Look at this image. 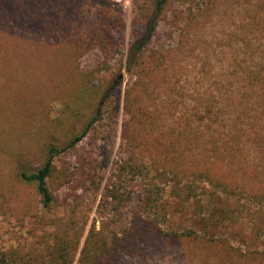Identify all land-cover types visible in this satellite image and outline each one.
<instances>
[{"label":"trees","instance_id":"16d2710c","mask_svg":"<svg viewBox=\"0 0 264 264\" xmlns=\"http://www.w3.org/2000/svg\"><path fill=\"white\" fill-rule=\"evenodd\" d=\"M29 1L16 0L14 4L19 3V7L12 8L7 3L9 0H0V7L5 17L15 23L17 17L24 19L28 15ZM175 1L151 0L150 13L144 16L141 31L134 32L129 44L127 72L135 80L124 94L126 122L122 138L126 157L116 165L102 196L101 220L93 221L81 249V228L78 230L77 223L63 220L51 233L43 222L42 238L46 241L43 252L34 248L22 256L16 251H0V264H113L123 252L148 246L154 240L202 245L208 260L264 264V250L244 252L219 232L239 220L243 196L264 205V16L237 24L239 31L234 30L230 35L229 49L215 37L217 47H221L215 53L214 42L203 33L205 22L185 18L183 10L178 9L173 24L183 25L181 40L171 46L150 48L160 30L161 16ZM260 5L264 6V0ZM107 13L100 22V32L96 28L92 30L91 42L102 52L106 49L103 54L110 57L116 20ZM31 18L40 20L36 14ZM121 27H125L123 20L115 28L121 31ZM201 28L202 32L197 34ZM0 33L3 35L4 30ZM193 42L202 43L205 76L213 77L215 91L220 95L206 88L198 104L192 106L198 111L183 116L178 114L180 102L175 96L180 93L170 86V72L175 69L179 55ZM5 47L0 41V55ZM0 60L5 58L0 56ZM50 66L54 69L53 62ZM72 69L67 65L57 66L56 72L62 78L71 72L78 79L84 77L82 71ZM0 72V87L5 88L12 74L6 67L5 70L0 67ZM118 77L107 86L93 84L92 92L97 97L95 108L74 110L66 101L71 113L81 117L83 129L76 130L66 142L45 146V159L40 166L16 164L17 178L35 187L44 210L55 207L56 197L49 185L56 172L55 158L77 146L95 128L103 107L113 101L121 85L122 79ZM77 83L76 102L89 90L83 81ZM22 103L21 110H30L28 101ZM116 103L119 107V97ZM138 178L149 179L142 203L147 214H134L127 226L111 228L122 208L132 201L133 192L128 188ZM166 186L181 199L178 205L192 203L193 216L185 228L161 227L160 219L165 220L169 213L164 210L160 192V187Z\"/></svg>","mask_w":264,"mask_h":264},{"label":"rangeland","instance_id":"374dc122","mask_svg":"<svg viewBox=\"0 0 264 264\" xmlns=\"http://www.w3.org/2000/svg\"><path fill=\"white\" fill-rule=\"evenodd\" d=\"M150 1L31 0L28 15L24 19L17 17L15 23L10 17H5L0 7V30H4L3 35L0 33V41L6 45L0 55L5 58L0 60V67L4 70L6 67V71L12 74L6 87H0V251H16L22 256L34 248L36 252H43L46 246L42 238L43 222L52 233L63 220L73 221L78 224V230L81 228V249L93 221L101 220L102 196L112 180L116 165L126 157L122 138L126 122L124 94L135 80V76L127 72V50L134 32L141 31L144 16L150 13ZM261 1L176 0L161 16L160 30L150 48L171 46L181 40L183 25L173 24L175 10L180 9L185 18L205 22L203 33L214 42L215 53L221 50L215 42L217 36L219 39L216 41L229 49L230 35L237 24L250 23L264 16ZM14 2L16 0L7 3L12 8L19 7V3ZM106 12L116 20L110 57L103 54L106 49L102 52L91 42L92 30L96 28L100 32V22ZM35 14L40 18L37 22L31 18ZM46 18L52 20L49 22ZM121 20L125 27L118 31L115 27L121 24ZM201 44L193 42L188 45L170 72V86L180 93L175 96L180 102L178 114L183 116L198 111L192 106L198 104L206 88L213 89L214 95H220L215 91L213 77L205 76ZM214 63L217 64L216 61ZM64 65L73 71H82L84 77L78 79L71 72L62 78L56 68ZM121 73L124 74L121 85L113 101L101 108V117L95 128L81 143L55 158L56 172L49 180L56 197L55 207L51 211L44 210L35 187L17 178L16 164L40 166L45 159V146L51 142H66L76 130H82L81 117L71 113L67 102L73 105L74 110L95 108L97 97L92 92L93 84L107 86ZM79 81H83L89 90L76 102L75 90ZM118 97L119 107L116 103ZM23 100L30 106L26 112L21 110ZM148 184L149 179L145 178L132 181L128 189L133 192V199L122 208L111 228L127 226L134 214H147L142 203ZM168 186L160 187L162 205L169 212L165 220L160 219L161 227L166 230L185 228L193 216L192 203L178 205L181 199ZM241 202L239 220L219 232L244 252L264 250V205L247 196H243ZM206 255L202 245L154 240L148 246L123 252L113 264H235L214 258L208 260Z\"/></svg>","mask_w":264,"mask_h":264},{"label":"water","instance_id":"95a60500","mask_svg":"<svg viewBox=\"0 0 264 264\" xmlns=\"http://www.w3.org/2000/svg\"><path fill=\"white\" fill-rule=\"evenodd\" d=\"M123 77H124V74L123 73H121L120 75H119V79H123Z\"/></svg>","mask_w":264,"mask_h":264}]
</instances>
